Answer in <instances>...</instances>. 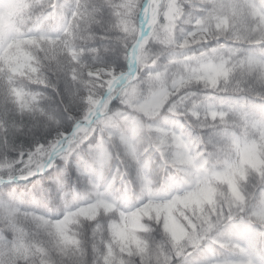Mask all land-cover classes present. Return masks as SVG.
Returning <instances> with one entry per match:
<instances>
[{"label": "snow or ice", "instance_id": "6c2138e0", "mask_svg": "<svg viewBox=\"0 0 264 264\" xmlns=\"http://www.w3.org/2000/svg\"><path fill=\"white\" fill-rule=\"evenodd\" d=\"M234 94L264 103V0H0V182L101 134L92 199L56 219L0 205V264H254L264 107ZM146 153L185 187L156 198ZM133 168L146 199L122 210L107 191Z\"/></svg>", "mask_w": 264, "mask_h": 264}, {"label": "trees", "instance_id": "16d2710c", "mask_svg": "<svg viewBox=\"0 0 264 264\" xmlns=\"http://www.w3.org/2000/svg\"><path fill=\"white\" fill-rule=\"evenodd\" d=\"M196 15L195 9H190L184 18L185 21L193 20ZM190 23H183L180 27L187 30ZM103 41H97L94 46L99 47ZM199 49H193L196 51ZM105 60L109 62L122 59L118 51H111L102 54ZM164 58L162 57V60ZM49 96L53 97L51 106L56 107L58 99L51 89H45ZM233 102L247 103L252 110L259 116L264 103L259 100L239 95L229 96ZM214 106L219 107L217 101H210ZM161 126H169L180 131V124L172 120L167 122L160 120ZM122 134H127L129 126L122 123L119 127ZM186 133L196 135L198 130L185 129ZM100 133L97 132L89 137L80 147L67 159L57 158L50 171L42 176L34 177L28 183H13L0 185V205H9L18 208L21 211L32 212L37 215H44L53 219L62 217L67 211L74 210L93 198L88 180L94 182L97 180V165L95 162L94 149L100 141ZM27 138H25L26 140ZM18 157L19 153L13 154ZM145 158L151 159L149 165L153 180L156 198L166 199L171 194H175L185 187L179 179L174 169L168 168L161 170L159 168V157L152 153H146ZM119 166V161H114L112 168L105 173V186L114 174L115 168ZM128 181H131L130 183ZM107 198L115 203L120 209L132 208L146 199L145 193L142 192L139 180L136 178L135 169L130 170V174L125 180H119L112 184L107 191ZM156 239L160 236L153 233ZM219 254L222 257H230L232 254L228 250L220 249ZM254 255L259 257L264 264V246L257 245Z\"/></svg>", "mask_w": 264, "mask_h": 264}, {"label": "water", "instance_id": "95a60500", "mask_svg": "<svg viewBox=\"0 0 264 264\" xmlns=\"http://www.w3.org/2000/svg\"><path fill=\"white\" fill-rule=\"evenodd\" d=\"M57 161V158H56V160H55V162ZM54 162V163H55ZM54 163H53V165H54ZM52 167H50V168H46L45 170H44V172H42V173H37L36 175H34V176H30V177H28V178H26V179H19V178H16V179H12V180H5V181H3V182H0V185H4V184H10L11 182H13V183H28L29 181H27V182H25L26 180H30L31 179V177H32V179L34 178V177H37V176H42V174H45V173H47L48 171H50V169H51ZM31 181V180H30Z\"/></svg>", "mask_w": 264, "mask_h": 264}, {"label": "rangeland", "instance_id": "374dc122", "mask_svg": "<svg viewBox=\"0 0 264 264\" xmlns=\"http://www.w3.org/2000/svg\"><path fill=\"white\" fill-rule=\"evenodd\" d=\"M30 180H32V177H31ZM30 180L28 179V180H26L25 182H27V181L30 182ZM253 260H254V264H263V263H262V260H261L259 257H257L256 255H253Z\"/></svg>", "mask_w": 264, "mask_h": 264}]
</instances>
